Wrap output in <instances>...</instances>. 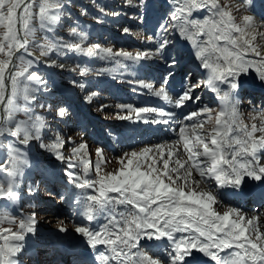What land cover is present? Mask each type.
<instances>
[{
  "label": "rangeland",
  "instance_id": "obj_1",
  "mask_svg": "<svg viewBox=\"0 0 264 264\" xmlns=\"http://www.w3.org/2000/svg\"><path fill=\"white\" fill-rule=\"evenodd\" d=\"M45 2L46 0H30L29 2L35 5L31 10L34 16L30 21L32 32L28 36L29 43L26 45L30 54L23 53V59H19L21 55L18 56L16 61L18 67L13 69V71L21 70L27 65L28 60H33L28 71L35 72L46 84L45 89L43 86L35 85L34 82L25 81L23 77L18 78L30 89L38 87V90L32 93L36 98L31 102H25L22 96L16 100V103L22 108L27 103L34 117H43L44 127L40 129V139H33L27 145L20 144L17 138L11 137L7 133L0 136V166L9 167L12 165V160L8 155L9 146H12L19 149V152H14L13 155L18 156L16 165L22 173L14 181V191L18 194L19 199L16 200L17 196L12 200L0 198V228H10L12 232L5 233V235L11 237L12 233L21 231V220L25 222H28L30 218L34 220V231L29 233L26 229L23 230L25 237L23 241H9L23 245L22 250L11 257L15 264H94L97 252L93 251V247L92 251L88 252L91 248V244L88 242L89 238L77 233L75 228L83 226L89 227L92 231H98L103 225L108 224L109 220L113 218L120 220L121 213L126 214L128 210L134 209L130 204H119L115 200L104 206L95 204L87 197L93 195L99 197V185L97 184L94 188H77L76 184L82 183L85 179L98 180L100 176L107 177L110 174L118 173L123 167L121 160H124V163L127 162L124 153L140 151L145 147L154 149L157 145H164L165 153L171 148L173 159L170 161V167H173L175 166L173 161L177 156L182 154V158L187 160L188 154L181 149L179 136H175L173 139L169 138L167 126L172 125L173 121H176L175 125H179L183 120L188 125H192L194 122L202 123L203 127L196 128L195 132L203 137L210 146L211 137L218 126L216 117L220 112L225 111L213 102L211 88L202 86L193 93L195 99L186 102L184 106L177 108L174 107V103H170L173 107L172 122H169L165 127L151 123L153 118L160 119L157 113H144L142 114L144 119L140 120L136 119L135 113L131 114V119H120L121 116L129 115L127 108L117 107L121 104L131 105L134 108H163L165 111H169L163 104L151 99L152 94L148 89L139 87V80L152 83L157 88L162 84L164 77L172 73L169 80V92L173 100L183 92L185 77H191L189 83L207 80L211 69L207 74L202 73V69L196 64L195 52L182 49L180 42L185 35L179 39L177 29H170L167 34L170 44L165 50L163 59L153 56L151 59L138 63L124 57L101 59L100 57L105 55L103 52L88 57L74 51L58 55L60 49H49L56 37H63L65 41L79 42L78 36L70 35V29L76 27L77 32L86 33L88 36V39L84 41L85 47L99 44L101 48L111 47L114 52L124 50L133 55L140 51H154L155 41L164 35L162 32L157 35L160 25L167 22V18L174 8L181 5L185 6L186 15L190 0H175V2L174 0H145L143 6L137 7L129 6L126 0H62L63 7L58 13L60 20L55 24L41 28L39 17L36 14L39 12V5ZM218 2L225 6L226 11L234 12L236 17L231 14L232 23L243 24L245 30L243 39L249 40L251 45L264 55V43L261 40L263 38L261 34L264 31V0H218ZM133 3L139 5V0H133ZM192 10L195 12L199 9ZM112 13H119V15H112ZM244 15L253 17L250 25L244 24ZM205 18L219 20L218 16H212L207 10L201 16L189 17V19H197L201 22ZM224 19L227 20V17ZM49 27L52 31L48 30ZM126 27L129 29L128 33L123 31ZM253 30L258 36L260 35L261 39L252 42L251 33L254 32ZM4 31L5 29L0 27V39H2ZM205 31H207V25H205ZM22 32L24 34L23 28ZM231 35L236 38L240 37L241 33L232 31ZM18 36L21 38L19 33ZM148 37H154V40L149 41ZM253 37L255 38V35H252V39ZM208 40L209 37L204 35L202 41ZM215 43L221 49L236 50L223 39L215 41ZM239 43L242 44L243 41H239ZM244 47L248 46L244 45ZM195 50L196 48L192 51ZM42 51H47L48 55H41ZM248 53L251 51H248L245 56L250 58ZM208 55L210 61H216V57L221 53L211 52ZM173 58L176 63L174 66H170ZM0 59H6V56L0 54ZM35 59L42 64L37 63ZM53 61H55V65H64V67L53 65ZM216 62L223 63L222 60ZM45 67H49L52 74ZM83 69L88 71L81 75ZM257 70L258 68L253 67L248 74L242 76L249 80L246 75H250L252 79L250 81L256 82L255 80H257L260 83L261 69L259 68V72ZM260 84L264 85V82ZM221 89L225 91L227 88L222 86ZM248 89L246 92V83L241 84L238 88L239 97L243 102L240 107L245 108L238 113L239 121L258 114L252 124H256L257 128L264 127L263 124L261 125V121L264 120V90L255 86ZM10 91L11 83L8 95ZM205 107L211 111L205 113L203 111ZM61 108L65 109L63 117L58 115ZM1 111H4L3 103H0V115ZM192 112H197L199 115L187 119ZM15 119L16 121L25 120L27 117L21 110L16 112ZM259 133L261 132L257 131L254 134ZM57 136L64 141L62 147L56 149L42 147V145L53 144ZM187 137L195 140L192 131ZM80 144H85L86 147L74 155L72 149L79 148ZM97 148L102 150L101 156H97ZM197 151H202V148ZM57 152L63 156V159L57 158ZM206 160L205 157H197L194 161H188L185 167H191L196 162L203 169L204 166L210 164L202 163ZM97 162L101 165L99 173L95 168ZM70 164L74 166L70 167ZM158 166L162 167L159 164ZM183 171V169L180 170L181 173ZM192 171L197 170L192 168ZM175 175L174 173L173 176ZM213 177L214 175H210V173H207L203 178L199 176L207 190L197 183L200 181L196 180L193 175L188 179L187 184L183 180L178 183L184 185L185 191H188L189 187L197 191H210L216 198L213 206H218L222 204V200ZM7 179L6 173L0 172V182L5 183V187H7ZM107 196L119 199L118 193L109 192ZM250 196L246 195L247 200L242 204L244 209L254 199H251ZM89 205L92 206L93 217H100L97 229L93 226L92 221L87 220L86 213ZM226 205L234 208L233 203ZM259 206L258 214L261 212L264 214V202ZM256 217L257 222L258 215ZM62 227L66 231L61 232L60 228ZM113 231L117 230L113 229ZM260 231L264 232V227ZM162 238L168 240L166 237ZM148 240L142 238L141 247L150 255L160 256L166 260V249L169 247L159 248L157 252H150L145 247ZM3 243L4 241L0 240V244ZM166 245L169 246L170 243ZM98 247L99 252L108 250L106 245H98ZM108 252L111 255L110 251Z\"/></svg>",
  "mask_w": 264,
  "mask_h": 264
},
{
  "label": "snow or ice",
  "instance_id": "obj_2",
  "mask_svg": "<svg viewBox=\"0 0 264 264\" xmlns=\"http://www.w3.org/2000/svg\"><path fill=\"white\" fill-rule=\"evenodd\" d=\"M126 2L129 6L137 7L143 6L145 0H139V5L134 4L133 0H126ZM22 3L23 0H0V27L5 29L2 39H0V54L7 57L0 59V103L4 104L5 113L3 119L0 120V136L7 133L11 137L17 138L20 144L27 145L33 139H40L39 132L44 127V123L43 117L32 115L27 103L23 108L16 103L20 96L25 102L35 100L36 97L32 93L38 90V87L30 89L18 78L23 77L25 81L34 82L35 85L43 86L45 89L46 84L35 72L28 71L33 60H28L27 65L21 70L12 71L9 69V64L12 63L14 45L16 49L25 48L27 51L28 36L32 32L30 21L34 16L31 10L35 5L33 3L25 4L23 10L19 11ZM62 7V0H46L45 3L40 4L39 12L36 14L40 20V27L44 28L46 25H52L59 21L60 15L58 13ZM184 8L183 5L174 8L167 18V22L160 25L157 35L161 32L164 35L155 41L154 51H140L133 55L124 50L114 52L111 47L101 48L99 44L85 47L84 41L88 39V36L86 33L77 32L76 27L70 29V35L78 36L79 42L65 41L63 37H56L49 49H60L58 55L74 51L88 57L103 52L105 55L100 57L101 59L124 57L137 63L151 59L153 56H159L163 59L165 50L170 44L167 34L170 29L176 30L178 27L181 35H185L187 39L193 41L196 48L195 58L200 61L205 70L211 69V74L205 82L189 83L191 77H185L183 92L176 96L174 102L169 92V80L172 73L164 77L158 88L144 80L138 81L139 87L148 89L153 96L174 103V107L180 108L186 102L195 99L193 93L197 88L210 87L214 93L220 95L222 91L220 85H227L228 90L223 91L220 98L222 101L228 102L230 96L237 92L240 86L239 78L243 74L248 73L253 67L264 68V55L256 47H253L249 40L243 39L244 28L232 23L231 13L226 11L225 6L221 5L218 0H190L186 15ZM194 8L206 9L212 16H218L219 20L205 18L201 22L197 19H189ZM112 15H119V13H112ZM225 17L227 20L224 19ZM252 21V16H243L245 25H250ZM17 23L21 24L24 29L22 39L18 36ZM205 25H207V31H205ZM48 30L52 31L51 27ZM123 31L128 33L129 29L126 27ZM232 31L241 33V36L232 37ZM201 34L207 35L209 40L196 44L195 38ZM221 39L227 41L236 50L219 48L215 41ZM148 40L153 41L154 37H148ZM239 41H243V43L240 44ZM244 45L248 47H244ZM248 51L255 53L259 59H246L245 54ZM211 52L221 53L220 56L216 57V61L222 60L223 63L210 61L208 53ZM41 55H48V52L42 51ZM19 59H23V54ZM175 63L173 58L170 66H174ZM52 64L55 65V61ZM55 66L64 67V65ZM17 67V65L12 64L13 69ZM6 70L8 71L7 77L5 76ZM87 71V69H83L81 75L86 74ZM259 79L264 82V71L259 73ZM6 80H10L11 91L5 101ZM41 106L43 107V105ZM117 107L127 108L129 112L128 116H121L120 119H131V114L135 113L136 119L140 120L144 119L142 116L144 113H157L160 119L153 118L151 123L167 124L173 116L171 111H165L163 108H134L131 105L123 104L117 105ZM21 110L24 111L27 119L16 121L15 114ZM203 111L207 113L211 110L205 107ZM234 114L235 108L233 107ZM58 115L63 117L65 109H59ZM198 115L197 112H192L187 119H192ZM224 115L225 112L223 111L217 115V125L221 123L220 117ZM187 127L182 126L179 129L180 141L184 142V149L188 154L187 160H184L181 154L173 161L175 166L170 167V161L173 159L171 148L165 153L164 145H157L154 149L145 147L140 151L124 153L127 162L124 163V160H121L123 167L118 173L110 174L107 177L100 176L98 180L85 179L82 183L76 184L77 188H94L97 184L99 185V197L94 195L87 197L89 201L95 204L104 206L115 200L119 204H130L134 209L128 210L126 214L121 213L120 220L115 218L109 220V223L103 225L98 231H92L89 227L83 226L75 228L77 233L89 238V243L94 249L97 245L108 247L110 256L104 252L99 253L98 259L101 264H110V261H115V264H191L186 258L191 256L194 260L195 252L210 257L215 264H264V232H261L256 224L257 217L245 220L244 214L236 208H229L220 214L213 210L216 198L210 191H197L190 187L188 191H185L184 185L178 183L183 180L187 184L191 177L192 168H195L202 178L206 175L199 163L194 162L191 167H185L188 161H194L195 158L201 156L207 158L202 163L210 162L211 166L207 171L214 175L218 183L239 185L245 175L257 180L261 179L264 177V165L259 162L258 149H264V134L258 138L253 134L257 131L264 133V127L257 128L256 124H253L251 131L247 127L238 129V131L243 132L246 138H232V143L239 145V148L233 150L231 159L226 158L223 154L225 145L231 147L227 140L228 133L233 131L230 125L223 136L220 131L214 130V135L210 140L212 147L195 132L196 128L203 127L202 123L194 122L191 125L195 140L186 136ZM63 144L64 141L57 136L53 144L42 145V147L56 149L62 147ZM85 147V144H80L79 148H73L72 152L75 155ZM201 148L202 151H197ZM14 152L18 153L19 149L9 146L8 155L12 160V165L9 167L0 166V172L6 173L8 177L7 187H5V183L0 182V198L2 199L12 200L18 195L14 191V181L22 173L16 165L19 158L13 155ZM96 154L101 156L102 150L97 148ZM57 158L63 159V156L57 152ZM223 165H226L227 168L222 167ZM73 166L70 164V167ZM100 167V163L97 162L95 165L97 173H99ZM181 169L184 170L183 173L180 172ZM174 173L175 176H173ZM109 192L118 193L119 199L108 197L107 193ZM92 211V206L89 205L86 213L89 221L94 219L91 214ZM33 225L34 220L31 218L28 222L21 220V231L12 233L11 237L5 235V233L12 232L10 228H0V240L4 241L3 244H0V264H15L11 257L20 252L23 245L9 241H23L25 239L23 230L26 229L27 232L31 233L34 231ZM113 229L117 231L114 232ZM60 231L64 232L66 229L62 227ZM176 233L181 235L177 236ZM162 237H166L171 242L169 248L166 249V260L160 256L150 255L140 245L142 238L160 240ZM226 249L242 251H234L221 256L220 253Z\"/></svg>",
  "mask_w": 264,
  "mask_h": 264
},
{
  "label": "bare ground",
  "instance_id": "obj_3",
  "mask_svg": "<svg viewBox=\"0 0 264 264\" xmlns=\"http://www.w3.org/2000/svg\"><path fill=\"white\" fill-rule=\"evenodd\" d=\"M205 10L206 9H202V8L199 9L198 11H195V12H193L194 10H192V12H191V18L193 16H201V15H203V13L205 12ZM228 12H230L234 17H236L235 14H234V12H232L231 10H229ZM235 24L236 25H239L241 28H243V24H241L240 22L235 23ZM253 31L254 32L251 33V40H252V42L261 39V38H259L260 35L258 36L255 33V30H253ZM176 32H178L177 33V36L178 37L179 36H183L184 37V35H181L180 31L178 30V27H177ZM19 35L21 36V38L24 37V34H20L19 33ZM252 35H255V38L254 39H252ZM261 35H263V38L261 40H263V43H264V31H263V33ZM203 37H204V34H201L198 37H196L195 38L196 44H199L202 41V38ZM192 42L193 41H191V40L187 39L186 37H184L183 41L180 42V45L182 46V49L184 48L186 51H189L190 50L193 53L195 51H192V49H190L192 46H194V43L192 44ZM26 48H27V51L18 52V49L19 48L16 49V46L14 45V52H13V56H12V63L9 64V69L11 68V66L13 64V61L14 60L17 61V57L18 56H20L23 53L30 54L29 48L28 47H26ZM248 54H249V57L250 58H247L245 56L246 59H257V60L259 59L258 57L255 56V53H253V52L248 53ZM196 64L199 66V68L202 69V73L203 74L209 72V69L208 70H205L202 67V65L200 64V61L199 60H196ZM260 69H261V71H264V68H260ZM5 73H7V70H6ZM246 74H248V73H246ZM246 77H249V80L248 79H245V76H242V77L239 78V85L246 83V87H247V91L246 92H248V90H249L248 88H254V86L257 87V88H261V89L264 90V85L263 84H260L261 82L258 83L257 80H255L256 82L250 81V80H252L250 78V75H248V76L246 75ZM222 86L224 88H227V85H220V87H222ZM158 87H160V85ZM226 90H228V88ZM212 94H213V96H212L213 102H215V104L221 110H224L225 111V115L220 117L221 123L217 126L216 130L220 131L221 134H222V136H223V134L225 132H227L229 125L233 129V131L232 132H229L228 133V136H227L228 143L231 144V147H228L227 145H225L224 148H223V154H224V156L226 158H228V159H231L233 150H238V148H239V145H236V144L232 143V138L233 137H240L242 139L243 138H246V137H244L243 132L238 131V129L247 127V129L249 131H251V126L253 125L252 124L253 119H255V117H258L257 116L258 114H256V115L253 114L252 116H249L246 119H244V121H239V116L240 115L238 113L239 112H242L243 110H245L244 107H240V106H242L243 102H241V99L239 98V95H240L239 90L237 92H235L232 96H230L228 102L223 101V104L222 105H220V103L216 100V98L217 97L220 98V96L223 95V90L221 91L220 95H217L213 91H212ZM151 99L153 101L159 103V104H163L167 108V110L173 111L172 110L173 107H172V105L168 101H165L162 98H157V97H155L153 95H151ZM172 100H173V97H172ZM233 107L235 108V114L234 115H233ZM0 119L2 120V117L1 116H0ZM169 122H172V119H170ZM175 122L173 121V124L172 125L167 126V134H168V136H169L170 139H173V137H175V136H179V129L182 126H188L187 127V131H186V136L192 131L191 125L190 124L189 125L186 124V122L184 120L183 121H180L179 125H177V124L175 125ZM262 124L264 125V120L261 121V125ZM160 125H162V126L165 127L166 125H168V123L167 124H160ZM262 134H264V133L253 134V135L256 138H258ZM192 140H194V139H192ZM180 146H181V149L185 150L184 149V142L183 141H181ZM210 147H212L211 143H210ZM258 156H259V162L262 165H264V149L263 150L258 149ZM248 158L250 159V157H248ZM208 163H210V162H208ZM208 165L209 166L206 165V166L203 167V169L205 170L206 174L208 173L207 169L211 166L210 164H208ZM222 167L227 168L226 165H223ZM192 175L194 177H196V180L200 181L199 172L192 171ZM210 175H212V174H210ZM213 179H214V182L217 183V188H218L219 194L221 196L222 204H223V205L222 204H219L218 206H213V210L219 212L220 214H222L223 211H225V210H227V209L230 208L226 204H228V203L229 204L230 203L232 204L233 203L234 204V208L236 207V209H238L241 213L244 214L245 220H247L249 218H252V217H256L258 215V219L259 220L256 222V224L259 227V230H263V227H264V214L262 212L260 214H258L259 211L257 212V210L260 208L259 205L262 202H264V196H262V199L260 200L259 197L257 196V192H259L260 190H257V192L254 191L255 192V195L253 197H252V195L250 196L251 199L254 198L253 201H251L252 204L251 203H248V205H246L245 206V209H244L242 207L243 206L242 204L247 199L246 198H242V197H245V195L244 196H240L239 193L241 191L248 192L251 189L255 188V186L258 185V184H260L261 181H264V177H262L261 179L257 180V179H254L252 177H249V176L245 175L239 185H235V184H232V183H218L215 180V177H213ZM198 184L202 185V188H205L206 189V186L203 184L202 181H200V183H198ZM18 199H19V196L17 195L16 200H18ZM99 219H100V217L97 216L96 218H94L92 220V224H93L94 227H96V229H97V227L100 224ZM175 235L179 236L181 234L180 233H176ZM163 241L166 244L167 243H171L169 240H166L165 238H161L160 240H155V238H153V240H148L147 241V244H145L146 245L145 247L148 248L150 250V252H157V251H159L158 250L159 248L160 249L161 248L164 249L166 247L168 248L169 246H167ZM97 249L94 250V248H93V251H96L97 252V255L99 256L100 249H99L98 245H97ZM84 250H87V249H84ZM90 251H92V246H91V248H90V250L88 252H90ZM108 251H109V249L107 251H105L104 253L106 255H109V252ZM234 251H242V250L226 249L223 252H221L220 255L221 256H224L227 253H231V252H234ZM92 253H94V252H92ZM85 254H86V252H85ZM89 254H91V253H89ZM97 255H95V257H94V262L96 261L94 264H101V261L98 259ZM194 257H195L194 260H193V257H191V256L190 257H187L186 260L190 261L191 264H196V263L197 264L198 263H200V264H215V262L212 261L210 257H207L206 255H204L202 253L195 252L194 253ZM112 263H115V261H110V264H112Z\"/></svg>",
  "mask_w": 264,
  "mask_h": 264
},
{
  "label": "water",
  "instance_id": "obj_4",
  "mask_svg": "<svg viewBox=\"0 0 264 264\" xmlns=\"http://www.w3.org/2000/svg\"><path fill=\"white\" fill-rule=\"evenodd\" d=\"M29 2H30V0H23V3L21 4V9L19 11H22L24 5L25 4H28ZM17 29L19 30L18 32L21 34L22 33V26H21V24L17 23ZM18 52H21V50L18 49ZM15 63H16V61L14 60L13 61V64H15ZM10 69L13 70L12 66H11ZM5 76L6 77L8 76V71H7V73H5ZM9 89H10V82H9V80H6V94H5V99L8 96ZM1 117H2V119L4 117V112L3 111H1Z\"/></svg>",
  "mask_w": 264,
  "mask_h": 264
}]
</instances>
